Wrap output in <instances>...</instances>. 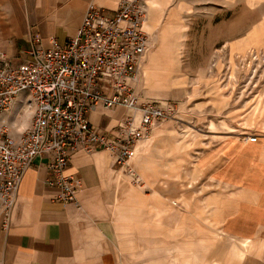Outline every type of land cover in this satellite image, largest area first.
<instances>
[{
  "label": "crops",
  "instance_id": "crops-1",
  "mask_svg": "<svg viewBox=\"0 0 264 264\" xmlns=\"http://www.w3.org/2000/svg\"><path fill=\"white\" fill-rule=\"evenodd\" d=\"M120 1L0 0V49L20 64L35 46L50 48L54 41L64 44L75 36L90 5L112 14ZM146 1L150 34L171 28L176 15L185 26L186 14H235L237 6L236 0ZM240 3L243 19L233 15L218 24L211 21L214 38L200 65L199 60L189 63L181 50L175 58L161 34L153 38L140 92L173 102L176 113L136 146L132 164L142 184L132 183L108 151L81 150L66 174L80 176L84 187L78 204L64 203L46 184L48 159H37L21 183L9 228L0 222V264H241L233 256L222 261L225 255L220 261L199 260L207 229L228 241L229 256L231 243L247 244L254 264H264V129L247 137L228 131L199 135L209 109H227L226 102L214 103L205 93L219 71L204 61L221 43L229 56L264 48V38L252 40L258 29L264 33V0ZM257 5L261 16L253 23L248 13ZM22 111L19 100L7 115L20 130L31 124V114L22 117ZM124 114L123 108L98 107L89 120L113 131ZM215 247L207 251L219 257L223 248Z\"/></svg>",
  "mask_w": 264,
  "mask_h": 264
},
{
  "label": "built area",
  "instance_id": "built-area-1",
  "mask_svg": "<svg viewBox=\"0 0 264 264\" xmlns=\"http://www.w3.org/2000/svg\"><path fill=\"white\" fill-rule=\"evenodd\" d=\"M146 0H121L106 13L90 5L75 36L50 48L35 46L30 59L14 64L0 49V222L7 230L21 183L37 159L47 158L46 184L57 189V200L78 204L84 180L67 175L78 151H108L115 166L134 184L142 180L133 167L136 146L148 140L155 126L173 118L176 107L141 95L143 67L153 46L143 29ZM25 95V96H24ZM26 129L13 125L8 112L16 102ZM123 108L113 131L93 125L96 108Z\"/></svg>",
  "mask_w": 264,
  "mask_h": 264
},
{
  "label": "rangeland",
  "instance_id": "rangeland-1",
  "mask_svg": "<svg viewBox=\"0 0 264 264\" xmlns=\"http://www.w3.org/2000/svg\"><path fill=\"white\" fill-rule=\"evenodd\" d=\"M205 1L204 3H206ZM239 1L236 0L235 14H212L206 12L186 14L185 26L179 15H176L173 18L174 21L171 23V28L158 31L156 34L153 32L151 34L152 39H155V35L159 37L161 34L166 41L170 42L168 44L171 45H167V47L173 50L172 53L175 58L179 56V50H181L182 57L187 56L189 63L190 60L193 63L199 60L200 65L203 63L202 59H205L207 55L208 44L214 38L211 21L215 20L218 24L225 17L233 15H236V19H243L245 15L243 13L244 7L242 3L239 4ZM259 1L252 0V3L253 5L259 4ZM199 3H202L201 0H199ZM214 15L215 19H213ZM248 15L253 23L258 22L261 16L260 5H257L256 9L248 13ZM145 29L149 30L146 23ZM184 30L185 34L183 36ZM263 38L264 33L262 29H258L252 35L253 41ZM181 42L183 43L181 44ZM228 53V47L225 43H221L213 50L209 61H204L212 71L216 68L219 71V74L215 76L216 82L213 85H208L205 93L210 95L212 102H226L227 106L226 110L209 109L210 119L207 120L206 124L199 123V135L205 136V138H209L212 132L215 131H228L232 135L244 132L245 137H247L264 129V48L252 47L246 51H242L240 54L231 56ZM215 64H217L216 67H214ZM147 78H149L148 73ZM202 84L204 85V82ZM233 113H235V116L231 117ZM205 232L207 235L199 242L202 245V250H204V253L199 252V260L220 261V258L225 255L222 261H228L233 256L234 261L241 264L256 263V260H253L249 256L247 244L241 245L235 243L233 245L234 243H231L229 248H231L230 251L234 250V253L232 252L229 256V254H226L228 241L208 229ZM212 245H215V248H223V253L221 252L222 254L219 257L217 253H208L207 250ZM238 249L243 251L241 252V256L236 258L235 253Z\"/></svg>",
  "mask_w": 264,
  "mask_h": 264
},
{
  "label": "bare ground",
  "instance_id": "bare-ground-1",
  "mask_svg": "<svg viewBox=\"0 0 264 264\" xmlns=\"http://www.w3.org/2000/svg\"><path fill=\"white\" fill-rule=\"evenodd\" d=\"M148 3V2H147ZM148 9H149V6H148ZM145 22H146V20H145ZM145 22H144V24H143V29H145ZM146 30V29H145ZM147 31V30H146ZM243 250H241V249H238V251L235 253V257L237 258V257H239V256H241V252H242Z\"/></svg>",
  "mask_w": 264,
  "mask_h": 264
}]
</instances>
